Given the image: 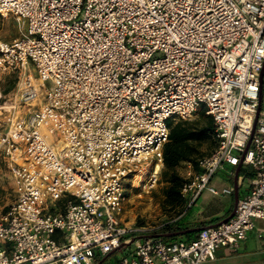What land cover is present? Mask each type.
<instances>
[{"label": "built area", "instance_id": "obj_1", "mask_svg": "<svg viewBox=\"0 0 264 264\" xmlns=\"http://www.w3.org/2000/svg\"><path fill=\"white\" fill-rule=\"evenodd\" d=\"M0 15L21 31L0 39V73L19 78L0 103V188L14 193L0 264H102L123 246L111 264H201L256 231L264 0H0ZM202 106L217 145L184 163L186 209L233 193L214 183L228 166L246 192L232 218L192 239L151 237L124 220L129 195L160 180L169 122Z\"/></svg>", "mask_w": 264, "mask_h": 264}, {"label": "trees", "instance_id": "obj_2", "mask_svg": "<svg viewBox=\"0 0 264 264\" xmlns=\"http://www.w3.org/2000/svg\"><path fill=\"white\" fill-rule=\"evenodd\" d=\"M11 87L6 88L5 93L9 92ZM170 136L168 142L164 146V166L162 176L167 182L164 192L165 208L172 214L182 217L186 215L192 207L186 209V201L181 193L183 183V175L179 171V167L187 161L196 163L197 158L204 155L202 147L205 144L217 145V141L213 138V130L215 128L214 119L207 115H200L197 120H178L169 122ZM216 147V146H215ZM229 215V214H228ZM227 215V216H228ZM178 217V218H179ZM174 219L167 222L163 228L158 231L160 234L174 233L191 227H204L214 223H219L223 218H216L211 221H201L186 223ZM198 231L188 232L184 235H166V240H173L178 237L192 239Z\"/></svg>", "mask_w": 264, "mask_h": 264}, {"label": "rangeland", "instance_id": "obj_3", "mask_svg": "<svg viewBox=\"0 0 264 264\" xmlns=\"http://www.w3.org/2000/svg\"><path fill=\"white\" fill-rule=\"evenodd\" d=\"M21 35L20 26L15 17L12 15L3 17L0 15V39L4 41H12ZM19 78L18 74L14 72L0 73V90L1 99L0 103H3L5 99L10 98L12 90L18 86ZM14 85L9 92L5 93V89ZM205 114V107L202 106L199 115L195 116L193 120H197L200 115ZM175 122V120H174ZM180 173H184V168L179 167ZM167 182L163 178L162 174L157 185L149 192L135 190L129 196V200L126 203L124 210V220L130 224H136L138 226H146L153 229L151 233H158L163 226L179 217L170 213L164 205V188ZM14 193L11 189L0 188V216L5 209L13 202ZM186 215L179 217V221H184ZM126 246L121 247L117 251L108 255L102 262V264H111L126 254ZM249 259L245 254H235L234 256L223 260H207L201 264H243Z\"/></svg>", "mask_w": 264, "mask_h": 264}, {"label": "crops", "instance_id": "obj_4", "mask_svg": "<svg viewBox=\"0 0 264 264\" xmlns=\"http://www.w3.org/2000/svg\"><path fill=\"white\" fill-rule=\"evenodd\" d=\"M261 107L264 108V89L262 92ZM197 115H199V113ZM172 122H174V120H172ZM215 146V143L205 144L201 149L204 152V155H207L214 150ZM181 167H183L185 170V164H182ZM232 171H234L233 174H231ZM241 171L242 169L240 166L235 168L228 166L226 169L219 171L214 178L215 185L220 188L224 186H231L234 189L233 193L223 196H214L208 192H205L192 206L191 210L186 214L183 222L195 223L201 221H211L216 218H223L221 221L226 219L232 213L235 207L236 192L238 193L239 198H241L246 192V187L241 183L242 179L240 178L239 174ZM181 174L183 175L184 173ZM258 229L263 231L262 238L257 236ZM240 253H243L245 256L249 257V259L243 264L264 263V221H256V231L250 234L248 239L241 245L239 249L232 251L227 248H220L217 252L215 260H225L234 256L235 254Z\"/></svg>", "mask_w": 264, "mask_h": 264}, {"label": "water", "instance_id": "obj_5", "mask_svg": "<svg viewBox=\"0 0 264 264\" xmlns=\"http://www.w3.org/2000/svg\"><path fill=\"white\" fill-rule=\"evenodd\" d=\"M261 83H263V79H264V68L262 69V72H261ZM261 102H262V95L260 97V106L258 108V114L261 110ZM239 201V196H238V193L236 192V202H235V207L232 211V213L226 218L224 219L223 221L225 220H228L230 218H232L234 215H235V212H236V206H237V203ZM201 228L203 227H191V228H188V229H185V230H181V231H177V232H174V233H167V234H160V233H156V234H152V235H149L151 237H157V236H166V235H175V236H180V235H184L188 232H195V231H199Z\"/></svg>", "mask_w": 264, "mask_h": 264}]
</instances>
